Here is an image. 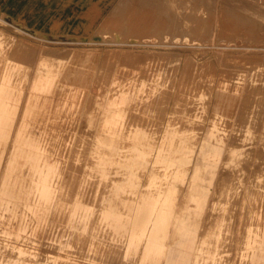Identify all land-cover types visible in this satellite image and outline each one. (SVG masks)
<instances>
[{
	"label": "rangeland",
	"instance_id": "1",
	"mask_svg": "<svg viewBox=\"0 0 264 264\" xmlns=\"http://www.w3.org/2000/svg\"><path fill=\"white\" fill-rule=\"evenodd\" d=\"M2 162L0 264H264V0H0Z\"/></svg>",
	"mask_w": 264,
	"mask_h": 264
},
{
	"label": "bare ground",
	"instance_id": "2",
	"mask_svg": "<svg viewBox=\"0 0 264 264\" xmlns=\"http://www.w3.org/2000/svg\"><path fill=\"white\" fill-rule=\"evenodd\" d=\"M145 23V22H144ZM144 23H143V26H144ZM150 24V23H149ZM141 26V25H140ZM20 102V101H19ZM24 102V101H23ZM28 107V106H27ZM4 118V117H3ZM18 118V117H17ZM17 120V119H16ZM16 123V122H15ZM13 125H15V124H13ZM13 130H15V128L13 129ZM14 132V131H13ZM26 132V131H25ZM2 133H3V131H2ZM29 133V132H28ZM33 135V134H32ZM12 136H13V133H12ZM31 136V135H30ZM35 140V139H34ZM5 143H3V145H4ZM34 144V143H33ZM32 144V145H33ZM6 145V144H5ZM4 145V146H5ZM3 146V147H4ZM7 148V147H6ZM5 152H7V151H5ZM13 153V152H12ZM6 155V154H5ZM173 159H175V158H172V162H174L173 161ZM17 161H18V159H17ZM19 163H20V161H19ZM3 164V162L2 163H0V165H2ZM13 167V166H12ZM25 168V167H24ZM19 170H21L22 168H18ZM26 169V168H25ZM2 170V169H1ZM21 171H23V170H21ZM1 172V171H0ZM29 172V171H28ZM23 173V172H22ZM26 173V172H25ZM18 174H19V171H18ZM24 175V174H23ZM26 175V174H25ZM28 175V174H27ZM21 176V175H20ZM30 177L32 176V175H29ZM149 176H151V175H149ZM1 177H2V175H1ZM23 178V177H22ZM12 179V178H11ZM24 179V178H23ZM54 180V179H53ZM14 181H15V179H14ZM12 182V181H11ZM22 183V182H21ZM151 184V179H149V181H148V185L146 184V187H148L149 185ZM53 186V185H52ZM17 187V186H16ZM16 187H15V190H16ZM14 188V187H13ZM25 188H26V186H25ZM28 188V187H27ZM20 189V188H19ZM28 190V189H27ZM31 190V189H30ZM21 191V190H20ZM29 191V190H28ZM7 192V191H6ZM13 192V191H12ZM23 192V191H22ZM24 192H25V189H24ZM33 193V192H32ZM34 194V193H33ZM15 195V194H14ZM164 193H163V190L161 189V188H154V191L151 193V197H152V199L151 200H153V202L155 201V202H159L160 200H162L163 198H164ZM30 196V195H29ZM36 196H37V194H36ZM35 196V197H36ZM33 197V195H31V198ZM29 199V198H28ZM33 199V198H32ZM31 199V200H32ZM36 199V198H35ZM30 200V199H29ZM30 200V201H31ZM36 202V200L34 201V203ZM3 205H4V203H3ZM32 206V205H31ZM40 214V213H39ZM159 212H156L155 213V215L153 214V212H146L145 211V213H143L142 214V216H141V218L139 219V221L140 222H142V223H147V222H154V221H156V218L157 217H159ZM178 216H179V213H178ZM177 217V216H176ZM180 217V216H179ZM179 217H178V219H179ZM176 221V220H175ZM264 230V229H263ZM262 234V233H261ZM260 234V235H261ZM150 236V235H149ZM253 236V235H252ZM263 238V237H262ZM261 238V240H262V243H263V239ZM234 239V238H233ZM254 240H252V242H253ZM256 242V241H255ZM254 242V243H255ZM261 242V241H260ZM249 243V242H248ZM257 246V245H256ZM255 246V247H256ZM261 246H262V244H261ZM253 247V246H252ZM259 247V246H258ZM259 250V249H258ZM254 251H255V249H254ZM256 252V251H255ZM255 252H254V254H255ZM258 254V253H257ZM260 254V253H259ZM170 255V254H169ZM250 256V255H249ZM254 256V255H253ZM259 256H264V246H262L261 247V255H259ZM167 257H169V256H167ZM262 258H264V257H261V259ZM168 260V259H167ZM251 260V259H250ZM249 260V261H250ZM257 261H258V259H256ZM185 262V261H184ZM252 261H250V263H251ZM255 263H256V261H254ZM162 263V262H161ZM170 263V262H169ZM198 263V262H197ZM254 263V264H255ZM171 264V263H170ZM185 264H186V262H185ZM207 264H209V263H207Z\"/></svg>",
	"mask_w": 264,
	"mask_h": 264
}]
</instances>
